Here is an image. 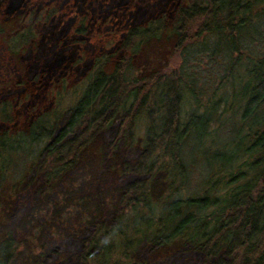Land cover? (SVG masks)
Returning <instances> with one entry per match:
<instances>
[{
    "label": "trees",
    "instance_id": "16d2710c",
    "mask_svg": "<svg viewBox=\"0 0 264 264\" xmlns=\"http://www.w3.org/2000/svg\"><path fill=\"white\" fill-rule=\"evenodd\" d=\"M30 1L7 0L10 5L0 16L5 21L0 33L14 55L36 40L26 19L34 12ZM52 1L53 6L60 2ZM111 1L105 5L109 15L112 4L114 11L127 10L134 0ZM171 3L153 16L147 9L132 17L118 47L94 58L68 108H33L27 120L17 122L11 112L15 103L2 97L0 120L8 127L16 123L17 129L0 130V182L8 178L12 158L14 165L24 162L14 185L19 187L15 220L27 223L26 202L29 210L53 208V215L41 220L39 251L26 254L24 264H264V51L250 45L261 34L264 0ZM56 10L43 12L51 16ZM82 14L74 26L60 30L57 48L81 45L91 22L88 13ZM15 19L22 22L19 27L3 26ZM210 36L217 37L213 53L224 51L227 64L219 75L221 94L201 107L195 78L183 64L149 60L168 40L182 54ZM65 53L37 60L31 79L37 83L71 69L74 59ZM135 68L140 75L132 78ZM58 79L50 91L64 98V76ZM224 118L232 124L221 140L216 131ZM191 137L207 161L221 163L223 171L189 192L185 146ZM84 174L89 177L79 186H69ZM74 199L86 214L56 237L53 222ZM21 230L14 226L0 239V264H17L19 248L31 244L30 235L18 238Z\"/></svg>",
    "mask_w": 264,
    "mask_h": 264
},
{
    "label": "rangeland",
    "instance_id": "374dc122",
    "mask_svg": "<svg viewBox=\"0 0 264 264\" xmlns=\"http://www.w3.org/2000/svg\"><path fill=\"white\" fill-rule=\"evenodd\" d=\"M114 1L116 4V2L120 0ZM171 1L172 0H134L133 5L130 6L129 9H117L116 11L113 10L115 6L112 4L110 9L113 14L109 15V9L105 7V5L111 3V0H71V2L60 0L55 6H53L55 1L52 0H31L29 11L34 10L33 16L26 19L31 22L34 27L33 30L36 37L34 44L28 46L23 53L14 55L9 50L6 36L0 33V101L3 96H6V98H9L15 103L13 104L14 108L11 109V112L14 113L17 122L27 120V113L32 111L33 108L40 107L53 110L55 107L57 108V105L61 108H68L70 106L68 101L71 93L74 89L77 91L78 88H81V83L86 79V72H89L94 58L104 49L115 50L118 47L119 40L122 39L123 34L131 25L132 17L138 13L143 16V12L147 9H150L148 16H153L168 7L171 8L173 5ZM9 5L10 2L4 4L1 12L4 13V10L6 7L8 8ZM45 7L51 9L56 8L57 10L55 14L50 16L48 14L49 11L46 13L43 12ZM82 13H88L86 15L89 16V21L91 20V22L89 24V32L80 40L81 45L78 48H69L65 44H62L57 48L55 44L60 30L67 27L69 24L70 26H74L75 24L72 25L74 19L76 17L80 19V17L83 16ZM32 18L35 19V23H32ZM143 18H141V20ZM2 20L3 18L0 17V23ZM3 22L5 21L3 20L2 23ZM14 24L19 27L22 22H19V19H15L9 24H3V26L6 28H14ZM259 27L260 29L258 31H260L261 34L258 35L254 41H250V45H257V51L261 52L264 51V22H262ZM49 40L51 41L50 43L48 42ZM172 40L173 39L157 45L152 51V55L150 56L151 59L148 60H152L151 62H153V60L165 61L162 66L170 65L178 67L183 64L186 72L195 78L193 80L200 93L199 98H201L202 102L201 107H204L205 103L209 101L210 98H218L223 90L218 87L220 81L219 75L224 73L225 65L227 64V56L224 51L213 53V44H215L217 37L210 36L205 41L203 38L198 42L189 44L182 54H180L179 51H175L171 46L170 43ZM45 41L48 43L44 44ZM64 50L66 52L65 55L71 57L69 59H74L71 69L65 73L62 70L55 75L47 74L45 78H40L37 83L31 79L34 72L33 67L37 60L42 59L41 61H44L43 56L45 54L52 56ZM145 59L146 58H144L142 62H145ZM65 64H67V61ZM142 65L146 64L144 63ZM137 75H140V71L135 68L132 78H135ZM62 76H64L66 83L63 90L65 96L64 98L62 97L63 95L59 98H55L52 96L50 90L54 88V84L57 83L59 80L58 78ZM17 79H25L27 83H10V80L16 81ZM190 108H192L191 102H189L187 106L188 110ZM225 119L226 118H224V120ZM231 121L232 120L229 118L226 119L225 124L217 129L216 136L219 139L224 140L230 135ZM4 129H11V131H14L17 129L16 123L8 127L0 120V130ZM185 157L189 163L191 173L188 184L189 192L206 186L207 179L211 174L223 171L221 163L215 162L210 164L207 161L203 153L199 150L194 137H191L186 143ZM23 167V161L14 165V158H12L9 165L10 173L7 176L8 178L0 182V239L8 235V232H14V226L24 229L21 230V234L18 235L20 240L30 235L28 236V239L31 241L29 247L25 248L22 245L19 248V252H22V254L20 257L18 256L17 264H24L26 254L30 253V251L31 253L39 251L38 238L41 237L43 225L41 220L45 215L47 218L53 215V208L49 204L29 210L31 203L26 202L22 205H25V213L23 214L29 213L24 216L27 219V223L21 220L17 222L18 219L15 220V194L18 193L19 187H15L14 185L21 179L20 170H22ZM14 170H16L15 176ZM87 177H89L88 174L80 175L69 182V186L77 187L81 184L82 179H86ZM75 200L76 199L72 202H76ZM18 206H20V204ZM40 207L42 208L39 210V216L35 217L34 212L40 209ZM81 209L83 208L79 201L71 205L69 204V208H63V210L58 213L60 216L57 215L56 217H59L53 222L54 227L52 226L51 233L58 237L62 232L64 233L69 227H72L73 224L77 225L79 217L86 214ZM11 215H13V217ZM21 217L18 216L19 219ZM28 225L31 230L28 228Z\"/></svg>",
    "mask_w": 264,
    "mask_h": 264
},
{
    "label": "flooded vegetation",
    "instance_id": "af4514ba",
    "mask_svg": "<svg viewBox=\"0 0 264 264\" xmlns=\"http://www.w3.org/2000/svg\"><path fill=\"white\" fill-rule=\"evenodd\" d=\"M7 3V0H0V16H1V14H2V12H1V10H2V6L4 5V4H6ZM11 81V80H10ZM12 82V81H11ZM10 82V83H11ZM0 97H1V93H0Z\"/></svg>",
    "mask_w": 264,
    "mask_h": 264
}]
</instances>
